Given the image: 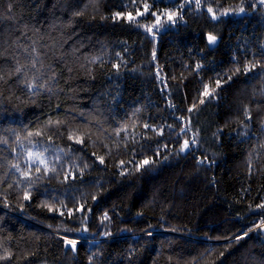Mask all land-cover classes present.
Masks as SVG:
<instances>
[{
  "label": "trees",
  "instance_id": "16d2710c",
  "mask_svg": "<svg viewBox=\"0 0 264 264\" xmlns=\"http://www.w3.org/2000/svg\"><path fill=\"white\" fill-rule=\"evenodd\" d=\"M0 76V264H264L261 0H0Z\"/></svg>",
  "mask_w": 264,
  "mask_h": 264
},
{
  "label": "snow or ice",
  "instance_id": "6c2138e0",
  "mask_svg": "<svg viewBox=\"0 0 264 264\" xmlns=\"http://www.w3.org/2000/svg\"><path fill=\"white\" fill-rule=\"evenodd\" d=\"M261 2L264 3V0H261ZM181 7H182V6H181ZM9 8H11V5L9 6ZM145 10L147 11V7H146ZM208 11H209V12H212V9L209 8ZM240 11H243V9H240ZM120 15H121L120 13H117V16H120ZM138 15H143V14H142V13H138ZM173 15H175V13L169 14V15H168V20L171 21L172 18H173ZM213 18H215L214 14H213ZM128 19H129L130 21H134L135 18L132 17L131 15H129ZM157 26H159V20H157ZM148 31H151V29L149 28ZM216 39H217V37L214 36V35H211V34H210V35L208 36V41H209V43H213V42H215ZM198 67H199V65H198ZM15 71H16V73H20L21 69H20L19 67H17V68L15 69ZM0 79H3V76H0ZM217 86H219V81H217ZM28 87L31 88V87H33V85H32V84H29ZM204 95L207 96V95H210V93H208V91L206 90V91L204 92ZM201 103H203V100L201 101ZM189 111H191V109H189ZM49 123H52V122L50 121ZM57 123H61V122L58 121ZM145 127H149V126H148V125H145ZM182 131H183V130H182ZM34 135H35V136H40V135H42V132H41V131H37V132H35V133H32V132H29V133H28V137H32V136H34ZM69 139H72V137L69 136ZM21 142H22V141L20 140V138L17 137V143H21ZM77 142L82 143L83 141H82V140H77ZM0 143H7V141H0ZM29 143H32V141L29 140ZM193 143H195V140H193ZM188 148H189V143H188L187 140H185V142H184V147H183V149H181V151H183V150H185V149H188ZM28 156L32 158L31 161H30V164H35L36 161H39V164H41V165L44 166V171H45V172L48 171V164H47V161H46V159L41 158V154H36V153H31V152H29V153H28ZM57 158H59V157H57ZM99 159L101 160V163H103V158L101 157V158H99ZM122 163H123V162H122ZM149 163H150V162H149L148 160H144V161H143V165H148ZM12 167L15 168L17 171H20V167H19L18 164H17V165H13ZM36 171H37V172H40V168L37 167V168H36ZM52 171L55 172V168H53ZM24 175L27 177V176L30 175V173H25ZM25 198L27 199L28 197L26 196ZM256 207H257V209L264 210V204L257 205ZM105 218H107V217H105ZM261 225H264V221H261ZM67 243L70 244V245H72V246L74 247L76 242H75V241H68ZM2 258H3V257H0V259H2Z\"/></svg>",
  "mask_w": 264,
  "mask_h": 264
}]
</instances>
